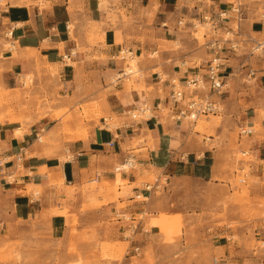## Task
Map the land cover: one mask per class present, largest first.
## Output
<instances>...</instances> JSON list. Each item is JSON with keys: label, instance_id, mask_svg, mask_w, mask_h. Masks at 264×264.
Segmentation results:
<instances>
[{"label": "crops", "instance_id": "obj_1", "mask_svg": "<svg viewBox=\"0 0 264 264\" xmlns=\"http://www.w3.org/2000/svg\"><path fill=\"white\" fill-rule=\"evenodd\" d=\"M256 6L240 0H0L5 82L17 84L20 75L33 74L38 84L35 77L42 72L44 78L59 81L57 109L77 107L80 112L82 106L88 108L83 119L74 113L72 119L62 121L50 113L25 124L0 121V234L10 232L20 221L30 227L44 225L52 238H61L75 218L82 231L97 223L102 227L111 224L114 216L121 225L111 238L127 240L124 234L129 227L122 224L125 215L134 222L135 215L162 207L156 195L158 186L146 181L148 173L154 170L165 176L167 184L173 178L211 182L219 175L221 162L214 137L234 124L252 128L260 124L261 129L250 135L249 149L261 168L264 115L256 108L264 106L260 96L264 93V58L252 67V56L247 57V49L239 45L253 34L264 39V18L255 12ZM205 14L217 19L222 15L221 33L230 35L225 47L232 42L239 46L237 51H224L226 89L221 101L227 115L222 125L210 128L215 134L208 135L194 133L158 109L169 103L171 78L183 83L186 76L203 72L210 57L205 44L211 35L204 33L200 44L189 23ZM180 19L189 21L180 25ZM3 40L12 48L2 50ZM70 52L73 55L65 62L62 56ZM123 52L138 59V77L124 78L128 63L126 57L121 58ZM250 69L253 76L248 74ZM243 82L255 84L259 96L248 93L252 87L247 84L240 92ZM143 105L150 109V116L132 118L128 114ZM82 129L85 132L77 136ZM125 164L123 170H116ZM92 181L107 185L89 200L83 192ZM95 201L102 204L89 205ZM144 226L139 221L131 227L143 247L159 239L157 227ZM212 232L218 256L232 259L233 264H244L249 257L250 264H256L257 259L237 243L230 257L227 234L232 231L214 226ZM259 233L264 234L263 229Z\"/></svg>", "mask_w": 264, "mask_h": 264}, {"label": "rangeland", "instance_id": "obj_2", "mask_svg": "<svg viewBox=\"0 0 264 264\" xmlns=\"http://www.w3.org/2000/svg\"><path fill=\"white\" fill-rule=\"evenodd\" d=\"M240 1L257 4L255 12L261 15L264 13V0ZM104 2H101L102 6ZM208 30L209 27L199 25L191 33L201 44L203 34L207 32L209 36ZM218 35L230 37L229 34L221 32ZM239 44L245 50L250 46L247 40L240 41ZM9 48H12L10 42L3 40L1 49ZM262 58L264 54L252 55L251 66L256 68ZM137 61L136 57L131 59L129 54L126 55L128 65L124 71L131 69L132 73L124 76L125 79H133L141 73ZM47 69L53 70L50 67ZM4 71L5 63L1 52L0 121H20L25 124L50 113L60 116L62 121L72 119L74 113L80 119L88 116V108L83 106L80 112L77 107L57 109L55 104L60 99L57 94L60 89L57 78L46 79L44 73L37 72L34 77L38 84L34 83L33 74L20 75L17 84L13 80L6 83ZM53 73L56 75L55 71ZM127 80L125 83L129 85L130 81ZM249 83L240 84V92L245 91L244 86L247 84L249 88L252 87L247 92L253 95L255 84ZM254 94L258 95L256 91ZM260 96L264 97V93ZM214 98L221 109L218 115L199 117L195 123L184 122L194 133L215 134L210 128L225 122L227 113L221 101L223 95ZM243 107L247 105L244 104ZM256 111L264 115V106L256 108ZM99 116L100 113L97 112L96 117ZM114 119L115 117L112 120ZM114 123L115 121H110L111 125ZM260 129V124H257L252 131L257 133ZM16 132L20 133L19 129ZM84 132L85 130H80L77 136ZM41 138L45 142V138ZM214 138L213 145L219 149L221 156L219 175L209 183L192 178H173L167 184L165 176L151 170L146 181L158 186L156 195L160 196L159 203L162 207L154 212L135 215L134 222L130 221L129 215H125L122 224L129 227L124 234L127 240L111 238L113 230L121 225L116 223L114 216L111 217V224L107 223L102 227L97 223V226L82 231L77 229L79 223L75 218L61 238H52L44 225L33 224L30 227L29 224L18 221L10 232L0 234V264H215V259L217 264H233L232 259H223L213 249L214 242L211 238L214 226L232 231V234H227L230 253L233 250L232 245L237 243L236 245L245 249V253L257 259L256 264H264V234L259 233L261 229L264 231V163L258 168L260 162L249 149L252 138L240 133L239 124L224 128L223 134L215 135ZM119 180L120 175L117 173L116 182ZM104 185L107 184L91 182L90 188L83 194L90 200L94 193L100 194L105 190ZM101 204L95 201L89 205L98 207ZM164 205L172 209L164 208ZM139 221H144L146 229L151 226L158 228L159 239L156 243L149 242L145 247L140 244L139 237L131 229L132 226H138ZM136 247H139L137 251ZM230 257H234L233 253ZM248 258H245L244 264H250Z\"/></svg>", "mask_w": 264, "mask_h": 264}, {"label": "built area", "instance_id": "obj_3", "mask_svg": "<svg viewBox=\"0 0 264 264\" xmlns=\"http://www.w3.org/2000/svg\"><path fill=\"white\" fill-rule=\"evenodd\" d=\"M234 9L238 17L239 9L236 7ZM261 16L264 18V13H262ZM220 19H223L222 15H220ZM220 19H217L210 14H205L202 16L200 15L197 19H192L189 23L192 29L197 28L199 25L210 28L208 33H210L211 39L205 44L210 51V57L203 67V72H197L186 76L183 83H180L175 78L170 79L169 83L171 88L168 95L169 103L166 106H158V109L162 110L167 117L175 123L180 124L185 121L188 123H195L199 117L217 115L221 111V109L218 108L219 104L214 97H221L226 89V68L224 62L226 56L224 51H237L239 46L232 42L228 48L225 47V42L230 41V39L218 35V33L221 32ZM177 23L184 25L185 20L180 19ZM236 28L238 30V25H236ZM247 41L250 43V46L247 49V57L264 54V39H258L252 36L249 37ZM122 54L121 58L124 59L128 52H123ZM71 55H73L72 52H70L69 55H63L62 58L67 62L70 60ZM245 66H249V64H246ZM253 73V69H250L248 72L250 76L253 75ZM128 114L132 118H137L140 115L146 118L150 116V109L146 105H143L139 111L133 113L128 112ZM240 133L242 135H251L253 133L252 127L240 126ZM125 167L126 164L116 167V170H122ZM132 230L133 233L134 229ZM138 249L139 248L136 247L135 251ZM214 263H218L216 259L214 260Z\"/></svg>", "mask_w": 264, "mask_h": 264}, {"label": "bare ground", "instance_id": "obj_4", "mask_svg": "<svg viewBox=\"0 0 264 264\" xmlns=\"http://www.w3.org/2000/svg\"><path fill=\"white\" fill-rule=\"evenodd\" d=\"M132 59V58H131ZM125 73L128 75L129 73H132V70L131 69H128V71L126 72L125 71ZM210 116V115H209ZM80 133V132H79ZM80 136V135H79ZM123 170V169H122Z\"/></svg>", "mask_w": 264, "mask_h": 264}]
</instances>
